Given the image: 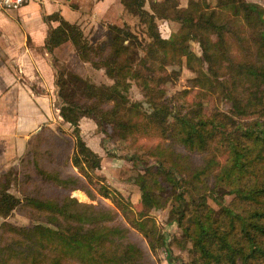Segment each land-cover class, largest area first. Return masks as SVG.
I'll return each mask as SVG.
<instances>
[{
  "label": "trees",
  "instance_id": "1",
  "mask_svg": "<svg viewBox=\"0 0 264 264\" xmlns=\"http://www.w3.org/2000/svg\"><path fill=\"white\" fill-rule=\"evenodd\" d=\"M119 1L143 25L142 37L128 24L109 23L105 39L91 45L77 23L58 12L42 16L46 23L42 48L51 52L70 42L79 60L103 69L113 83L97 86L73 76L74 86L67 89L55 74L54 105L61 121L73 127L75 150L69 156L70 137L58 127L41 126L28 135L18 159L20 166L31 167V173L22 171L17 176L19 196L8 191L10 174L0 175V214L24 209L45 223L16 226L0 222V264H146L140 248L127 239L129 228L109 225L115 213L71 195L75 190L89 193L87 169L100 165L98 155L80 137L82 117L97 125H119L133 139L168 143L166 152L160 143L152 148L158 152L157 165L154 171L148 168L150 182L141 180L140 204L144 210L161 204L154 173L171 185L173 200L182 207L176 221L191 244L190 264H264L262 8L247 0H224L215 7L207 0H189L185 7L179 0ZM146 1L149 10L144 7ZM159 19L178 23L180 37H162ZM227 34L234 36L236 53L228 48ZM191 41L198 42L200 55L189 49ZM128 43L142 51L135 64L129 61ZM182 59L197 70L193 82L201 97L216 95L228 102L227 110L205 114L199 95L189 107L176 106L166 98L160 86L168 77L166 67L179 68ZM130 80L139 81L151 114L142 110L140 102L129 101ZM46 136L63 148L58 146V152L47 155L57 154L59 167L71 164L79 174L62 176L58 165L57 169L45 168L39 160V146ZM49 186L65 191L60 200L45 193L43 188ZM218 188L231 198L215 210L207 196L221 202ZM97 191L121 211L127 209L121 194L103 185ZM148 235L143 232L154 252L156 245Z\"/></svg>",
  "mask_w": 264,
  "mask_h": 264
},
{
  "label": "rangeland",
  "instance_id": "2",
  "mask_svg": "<svg viewBox=\"0 0 264 264\" xmlns=\"http://www.w3.org/2000/svg\"><path fill=\"white\" fill-rule=\"evenodd\" d=\"M188 1L189 0L182 1L184 4L183 7L187 5ZM207 1L215 7L217 6V3L223 2L224 0ZM247 1L259 4L264 12V0ZM144 7L149 10L148 1L145 2ZM113 15H115V13H113ZM109 23H114L119 26L128 24L131 28L138 31V35L142 37L140 30L143 29V25L140 24L137 17L133 16L125 9L123 10V15L121 17L113 16L112 22ZM109 23L103 22L100 26L92 25L85 27L83 33L91 45H97L105 39L106 25ZM157 25L162 37L167 39H177L180 37L181 29L178 23L159 19L157 20ZM143 38L149 41L147 36L144 35ZM225 39L229 50L236 53L237 49L234 36L232 34H227ZM189 49L197 55H200L201 53L200 46L196 41H191L189 43ZM128 50L129 61L132 64H135L138 58L142 55V51L132 43H128ZM52 62L55 67L56 79L62 81L67 89H71L74 86L75 76L97 86H110L113 83V78L104 73L103 69L93 68L89 63L79 60L70 42H65L56 49L55 53L52 55ZM166 73L168 74L167 80L160 86L164 89L166 98L170 99L174 105L189 107L194 100L198 99L196 96L199 95L201 98L200 102L203 104V112L205 114L208 115L214 110H227L228 102L220 100L218 96L211 95L208 97H201L202 93L200 91L198 92V88L193 82V78L198 74L197 70L188 67L185 64L184 59H182V64L179 68L176 66L172 68L167 66ZM130 81L131 87L128 93L129 101L140 102L142 110L146 112V114H151V108L146 102L144 91L139 84V81ZM34 84L35 81H31V83L28 82V86H30L32 90H35ZM75 98L78 99L80 97L77 95ZM81 119L85 133L87 136H90L91 144L93 145V148L97 150L95 153L99 157L100 165L96 169H87L88 176L91 180L89 182V193L86 194L84 192V199L79 200L77 195H73L74 191L71 195L79 202L93 205L101 204L115 213V216L110 221L109 225L117 227L125 226L129 228L127 239L140 248L142 259L146 264H190L191 244L183 236L182 230L176 221L180 216L182 207L179 203L174 202L171 185L159 174L154 173L156 176L155 179L158 182L156 194L158 195L161 204L159 207L148 210H144L140 204L142 189L140 187L141 180L146 184L152 177L150 172L154 171L157 165L156 160L158 159V152L152 150V148L160 143L163 145L162 150L166 152V146L168 143L159 142L158 139L153 138L147 139L143 137L133 139L126 134L123 128L119 125L108 123L97 125L91 118L82 117L80 120ZM246 121L247 120H244L243 122L246 123ZM56 127L70 137L69 141L71 142V147L68 152L69 156H71L72 151L75 150L72 148V143L75 140L73 127L69 123H64L62 121L55 124L53 129ZM43 140L45 141L39 146V151L41 153L39 160H41L46 169H51L52 167L57 169L58 165V170L62 176L73 172L79 174L77 168L71 166V164H68L67 167H59V164H61V158L58 157L57 154L53 153L51 157L47 155V153L54 150L55 152H58L59 147L63 149L61 145L56 143L54 138L46 136ZM175 145L178 144L176 143ZM177 149L180 150L179 148ZM81 156H83V154H81ZM195 159L197 162L199 161L198 157H195ZM224 159V155L220 156V161L222 163L224 162ZM149 167H151V171L148 169ZM22 171L31 173L30 165L25 166L23 164L20 166V163L16 162V164L13 167H10V169L8 168L6 172L3 171V173L10 174L8 191L16 196H19L17 191V176L19 175V172ZM99 185L108 187L115 193L121 194L124 200L128 203L127 209L121 211L109 198L101 196L97 191ZM43 189L45 193L55 195L59 200L65 193L63 189H56L52 186L44 187ZM216 195L219 200L221 199V202H217L211 196H207L208 204L215 210H218L219 207L222 206L219 203L226 204L231 198V196L226 194L225 190L222 188L216 190ZM20 210L10 212L6 215L0 214V222L6 221L16 226H29L34 223L43 222L37 215L27 213L24 209ZM144 231L148 232V236L151 237V240L156 245L154 252L148 248L147 241L143 236Z\"/></svg>",
  "mask_w": 264,
  "mask_h": 264
},
{
  "label": "crops",
  "instance_id": "3",
  "mask_svg": "<svg viewBox=\"0 0 264 264\" xmlns=\"http://www.w3.org/2000/svg\"><path fill=\"white\" fill-rule=\"evenodd\" d=\"M183 0H179L184 6ZM119 0H29L17 9L0 13V174L13 167L28 135L41 126L61 121L55 100L52 55L42 48L46 23L42 16L58 12L69 22L86 26L112 22L123 15ZM115 13V15H113ZM53 25L57 24L52 22ZM35 81L34 89L28 82ZM80 136L97 152L79 122ZM84 199L85 194L81 190Z\"/></svg>",
  "mask_w": 264,
  "mask_h": 264
},
{
  "label": "built area",
  "instance_id": "4",
  "mask_svg": "<svg viewBox=\"0 0 264 264\" xmlns=\"http://www.w3.org/2000/svg\"><path fill=\"white\" fill-rule=\"evenodd\" d=\"M29 0H0V13L17 9L23 3Z\"/></svg>",
  "mask_w": 264,
  "mask_h": 264
},
{
  "label": "bare ground",
  "instance_id": "5",
  "mask_svg": "<svg viewBox=\"0 0 264 264\" xmlns=\"http://www.w3.org/2000/svg\"><path fill=\"white\" fill-rule=\"evenodd\" d=\"M78 197L82 198L83 195L80 192L75 193Z\"/></svg>",
  "mask_w": 264,
  "mask_h": 264
}]
</instances>
